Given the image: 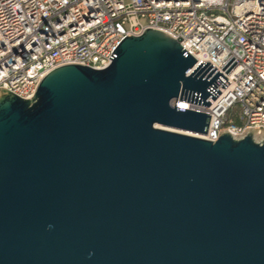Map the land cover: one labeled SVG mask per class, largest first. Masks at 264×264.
I'll return each instance as SVG.
<instances>
[{"label":"water","instance_id":"1","mask_svg":"<svg viewBox=\"0 0 264 264\" xmlns=\"http://www.w3.org/2000/svg\"><path fill=\"white\" fill-rule=\"evenodd\" d=\"M182 40L148 29L30 100L0 88V264H264V132L188 134L211 117L177 101L230 83Z\"/></svg>","mask_w":264,"mask_h":264},{"label":"built area","instance_id":"2","mask_svg":"<svg viewBox=\"0 0 264 264\" xmlns=\"http://www.w3.org/2000/svg\"><path fill=\"white\" fill-rule=\"evenodd\" d=\"M167 33L230 83L207 107L177 108L210 116L207 134L264 132V0H0V88L30 100L56 68L110 66L128 36ZM190 70L188 74H191Z\"/></svg>","mask_w":264,"mask_h":264},{"label":"rangeland","instance_id":"3","mask_svg":"<svg viewBox=\"0 0 264 264\" xmlns=\"http://www.w3.org/2000/svg\"><path fill=\"white\" fill-rule=\"evenodd\" d=\"M188 134H190V133H188Z\"/></svg>","mask_w":264,"mask_h":264}]
</instances>
